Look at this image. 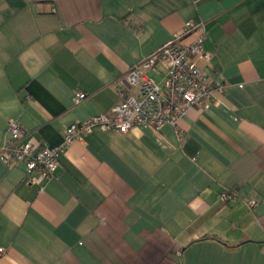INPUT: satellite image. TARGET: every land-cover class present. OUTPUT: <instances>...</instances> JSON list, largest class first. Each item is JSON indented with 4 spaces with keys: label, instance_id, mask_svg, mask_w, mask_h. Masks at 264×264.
Masks as SVG:
<instances>
[{
    "label": "crops",
    "instance_id": "obj_1",
    "mask_svg": "<svg viewBox=\"0 0 264 264\" xmlns=\"http://www.w3.org/2000/svg\"><path fill=\"white\" fill-rule=\"evenodd\" d=\"M201 33L198 61L225 87L179 120L182 138L95 130L49 180L0 153V264H264V0H0V148L11 119L60 145L121 100L131 65Z\"/></svg>",
    "mask_w": 264,
    "mask_h": 264
},
{
    "label": "built area",
    "instance_id": "obj_2",
    "mask_svg": "<svg viewBox=\"0 0 264 264\" xmlns=\"http://www.w3.org/2000/svg\"><path fill=\"white\" fill-rule=\"evenodd\" d=\"M202 23L190 22L185 32ZM180 37L170 39L134 63L118 81L121 100L107 113H99L68 125L63 141L58 146L36 145L24 136L20 122H8L7 137L1 145L2 159L8 164L24 163L30 179L38 177L49 180L58 168V158L64 148L84 135L95 130L111 129L126 133L136 126L161 128L172 124L182 138L178 122L193 105L204 106L214 99L215 91L222 92L225 83L216 80L211 84L207 70L199 63L201 57L210 61L212 53L204 48V33L190 43H180ZM162 63L166 68H159ZM151 73L161 74L157 80ZM86 97L83 91L75 93V101ZM221 197L226 201L239 198L237 191L225 190ZM248 205H258L256 199H249ZM6 247L0 245V257Z\"/></svg>",
    "mask_w": 264,
    "mask_h": 264
}]
</instances>
